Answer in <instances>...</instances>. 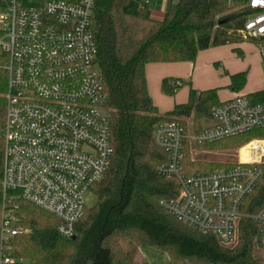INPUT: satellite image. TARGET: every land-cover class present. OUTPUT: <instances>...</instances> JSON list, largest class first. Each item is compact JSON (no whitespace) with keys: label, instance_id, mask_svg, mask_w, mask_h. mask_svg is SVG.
I'll list each match as a JSON object with an SVG mask.
<instances>
[{"label":"built area","instance_id":"built-area-1","mask_svg":"<svg viewBox=\"0 0 264 264\" xmlns=\"http://www.w3.org/2000/svg\"><path fill=\"white\" fill-rule=\"evenodd\" d=\"M147 5L151 0H144ZM177 0H166L173 3ZM239 2L248 12L234 34L247 41L264 37V0ZM95 0H47L40 8L19 0H0V68L7 75L3 123L0 264L13 263L10 243L23 229L15 215L19 197L59 220L57 232L68 238L86 216V195L108 171L112 154L109 109L91 28ZM264 68V44L258 46ZM199 129L178 121L157 123L154 145L166 161L154 165L174 176L178 195L160 201L177 220L223 245L238 239V222L252 219L255 260L264 264V195L254 213L245 212L248 196L264 179V138L240 148L227 167L185 172L187 145H206L264 128V100L237 94L211 107Z\"/></svg>","mask_w":264,"mask_h":264},{"label":"trees","instance_id":"trees-1","mask_svg":"<svg viewBox=\"0 0 264 264\" xmlns=\"http://www.w3.org/2000/svg\"><path fill=\"white\" fill-rule=\"evenodd\" d=\"M24 7L40 8L47 0H19ZM233 4L237 9H231ZM226 0H177L160 19L150 16L144 0H95L91 28L96 43V62L103 77L109 109L112 154L103 179L90 187L93 205L75 225L77 239L70 241L57 232L59 220L17 197L15 215L23 229L10 243V264H135L119 240L136 247L149 246L167 253L172 264H250L255 260L257 225L250 218L238 222V239L223 245L177 220L160 206L163 199L178 195L174 176H161L154 165L166 161L163 151L152 144L154 126L192 116L196 129L219 103L215 88H190L187 100L160 114L148 94L144 68L151 62H193L200 50L242 41L233 32L242 26L248 12L239 2ZM231 9V10H230ZM256 46L264 37L249 39ZM5 56L0 54V65ZM245 72L230 75L228 88L240 90ZM7 75L0 68V210L2 205L3 123ZM173 83V84H172ZM184 82L162 80V89L172 94ZM264 100V89L252 93ZM264 138V128L224 138L207 145L237 146L245 139ZM183 152L185 172L214 170L215 163H193ZM186 167V166H185ZM184 167V168H185ZM264 195V179L248 196L245 212L257 211ZM144 264V263H143Z\"/></svg>","mask_w":264,"mask_h":264},{"label":"crops","instance_id":"crops-1","mask_svg":"<svg viewBox=\"0 0 264 264\" xmlns=\"http://www.w3.org/2000/svg\"><path fill=\"white\" fill-rule=\"evenodd\" d=\"M164 2L166 0H151L150 11L153 12L151 7L161 8ZM239 72L246 74L244 86L232 91L228 88L230 75ZM144 73L148 94L160 114L172 110L176 104L184 103L190 88L197 91L215 88L219 101L237 94L251 95L264 89L261 56L258 46L250 41L200 50L193 62L147 63ZM165 78L175 84L181 81L184 84L174 89L172 94H167L162 89V80ZM137 258L146 264H172L167 253L149 246H138Z\"/></svg>","mask_w":264,"mask_h":264},{"label":"rangeland","instance_id":"rangeland-1","mask_svg":"<svg viewBox=\"0 0 264 264\" xmlns=\"http://www.w3.org/2000/svg\"><path fill=\"white\" fill-rule=\"evenodd\" d=\"M169 5L170 3L164 2L161 8L151 7V10L153 12L150 11V16L154 19H160L162 17L161 14L165 12V10L168 8ZM232 6L233 7L231 9L238 8V5L236 4H233ZM223 92L224 91H222V93ZM182 121L187 129L191 131L196 129V124L192 116L183 118ZM203 124H206L205 118L199 121V127H201ZM250 140L251 139H247V140L245 139V141L243 140L242 142H240V144H237V146H223V145L215 146V145H207V144L200 145V144L191 143L187 145V147L185 148V153L187 155L186 157L193 163L196 162L204 163V164L215 163L217 165L213 168L218 169L234 164L238 160L240 148ZM185 166H184L185 168H183L184 170L193 169L191 167L189 168L188 165ZM94 201H95L94 195L88 193L86 195V207L87 208L91 207ZM119 246L125 252H132L133 262L135 264H143V263L146 264L144 261L137 258V247L134 245V242L129 241L127 239H121L119 240Z\"/></svg>","mask_w":264,"mask_h":264},{"label":"water","instance_id":"water-1","mask_svg":"<svg viewBox=\"0 0 264 264\" xmlns=\"http://www.w3.org/2000/svg\"><path fill=\"white\" fill-rule=\"evenodd\" d=\"M152 144L154 145L153 141H152ZM67 239L70 241H75L77 239V234L75 233L74 235L68 237Z\"/></svg>","mask_w":264,"mask_h":264}]
</instances>
